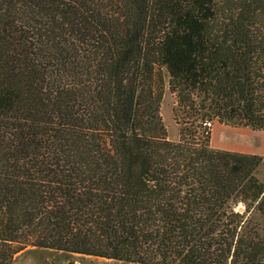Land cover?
<instances>
[{"label":"trees","instance_id":"1","mask_svg":"<svg viewBox=\"0 0 264 264\" xmlns=\"http://www.w3.org/2000/svg\"><path fill=\"white\" fill-rule=\"evenodd\" d=\"M215 120L264 130V0H0V264H264L263 158Z\"/></svg>","mask_w":264,"mask_h":264},{"label":"rangeland","instance_id":"2","mask_svg":"<svg viewBox=\"0 0 264 264\" xmlns=\"http://www.w3.org/2000/svg\"><path fill=\"white\" fill-rule=\"evenodd\" d=\"M163 90L159 103V113L166 128L167 138L177 140L180 125L174 120L172 108L175 95L169 90L167 72L162 69ZM210 130L209 145L213 148L228 149L236 147L245 153L262 156L263 160L256 170V176L264 183V130L253 129L244 124H228L217 120L208 124ZM264 226V219H263ZM103 260V261H102ZM101 262V263H99ZM12 264H139L118 261L103 257L70 253L49 248L27 246L13 257Z\"/></svg>","mask_w":264,"mask_h":264},{"label":"crops","instance_id":"3","mask_svg":"<svg viewBox=\"0 0 264 264\" xmlns=\"http://www.w3.org/2000/svg\"><path fill=\"white\" fill-rule=\"evenodd\" d=\"M220 149V148H219ZM236 149V147H234V149L233 148H228L227 150H234V151H239V152H242V151H240V150H235ZM263 153H264V147H263ZM103 261V260H102ZM99 263H101V262H99Z\"/></svg>","mask_w":264,"mask_h":264}]
</instances>
